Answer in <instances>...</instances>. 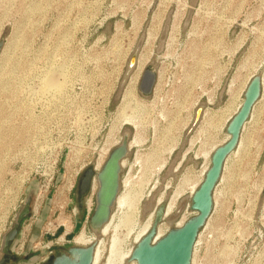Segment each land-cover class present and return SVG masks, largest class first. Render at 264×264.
<instances>
[{
    "label": "rangeland",
    "instance_id": "rangeland-1",
    "mask_svg": "<svg viewBox=\"0 0 264 264\" xmlns=\"http://www.w3.org/2000/svg\"><path fill=\"white\" fill-rule=\"evenodd\" d=\"M1 41L0 258L4 229L29 205L9 264H51L64 249L82 247L75 243L82 233L101 249L99 264H131L123 256L152 228L159 206L165 213L157 230L168 233L193 217L191 187L210 162L202 151L226 142L260 76L261 97L225 162L195 264H264V0H0ZM148 68L156 82L145 97L139 86ZM47 80L62 89L49 92ZM124 109L141 120L140 144L125 158L123 203L113 207L107 232H93L95 194L79 208L83 172L67 171L83 159L96 164L125 132L134 139ZM51 152L63 155L58 182L35 173ZM126 216L127 227L120 225ZM57 228L70 237L60 238ZM35 230L32 250H18ZM115 235L123 256L113 254Z\"/></svg>",
    "mask_w": 264,
    "mask_h": 264
},
{
    "label": "water",
    "instance_id": "water-1",
    "mask_svg": "<svg viewBox=\"0 0 264 264\" xmlns=\"http://www.w3.org/2000/svg\"><path fill=\"white\" fill-rule=\"evenodd\" d=\"M0 42V52L3 48ZM133 57L130 68L135 64ZM156 73L148 68L141 80L139 90L145 97L153 92ZM262 94V79L254 76L245 92L244 102L239 112L227 127L229 140L215 150L211 157V164L205 177L192 195L189 208L196 213L183 226L171 229L165 236L155 240L159 223L163 220L165 205L159 206L154 224L147 235L136 245L132 260L137 264H191L193 251L200 232L205 227L214 207V191L221 179L225 162L238 146L241 132L248 121L251 112ZM202 110L200 108L198 113ZM197 120L195 121V124ZM129 134L125 132L123 140L109 155L99 172L91 166L82 174L77 185V203L82 208L86 198L93 191L95 182L98 183L95 194V208L89 225L93 232H99L112 213L117 196L121 188L122 161L129 155ZM30 213L26 205L18 216L16 224L5 235L0 264H9L12 260L11 248L19 235L20 224ZM95 246H72L57 254L51 264H93Z\"/></svg>",
    "mask_w": 264,
    "mask_h": 264
},
{
    "label": "bare ground",
    "instance_id": "bare-ground-1",
    "mask_svg": "<svg viewBox=\"0 0 264 264\" xmlns=\"http://www.w3.org/2000/svg\"><path fill=\"white\" fill-rule=\"evenodd\" d=\"M46 83V86H44V87H46V88H48L49 89V92H50V90H53V89H62V84L60 85V86H58L57 84L55 85L54 84V82H51V81H48L47 80V82H45ZM63 87H64V85H63ZM43 88V87H42ZM56 90V91H57ZM46 91V90H45ZM47 93V92H46ZM55 99V98H54ZM244 102V101H243ZM242 105H243V103L240 105V107H239V109L237 110V113L239 112V110H240V108L242 107ZM141 107V106H140ZM131 108V107H130ZM129 108V110H131ZM144 108V107H143ZM143 108H141V110L143 109ZM18 110V109H17ZM125 110V109H124ZM138 110V109H137ZM140 110V109H139ZM138 110V111H139ZM140 110V111H141ZM143 111V110H142ZM142 111L140 112L141 114H142ZM145 111V110H144ZM124 113H123V122L125 123V124H127V125H134V127H135V129H136V131H137V134L135 135V137H134V139L133 140H131L130 142H129V150L130 149H132V148H134V147H137L139 144H140V138H139V129H140V126H142L141 125V120H140V118L138 119V117L136 116L137 114H136V110H133V111H131L132 113L131 114H127L126 113V110L125 111H123ZM143 123V122H142ZM144 125V124H143ZM229 135H227V139H226V142L229 140ZM193 142V141H192ZM225 142V143H226ZM117 142H113V143H111V142H109V145H107V147L105 148V149H103V151H102V154L100 155V158L98 159V161L96 162V164H95V166H94V168L96 169V172H99L101 169H102V167L104 166V164H105V162L107 161V159H108V156H109V153H110V151H111V147H112V144H116ZM224 143V144H225ZM223 144V145H224ZM220 146H222V145H220ZM219 146V147H220ZM219 147H217V148H219ZM216 148V149H217ZM215 149V150H216ZM215 152V151H214ZM214 152H207V150L206 149H203V151H202V154L208 159H210V162H208V165H207V167L204 169V171L202 172V177L200 178V180L193 186V187H191L192 189V192H191V194L193 195L196 191H197V189H198V187L200 186V184L202 183V181H203V179H204V177H205V174H206V172L208 171V169H209V167H210V164H211V157H212V155H213V153ZM203 156V157H204ZM205 158V159H206ZM124 164H125V159L122 161V167L124 166ZM221 180V179H220ZM220 182V181H219ZM98 185V183L97 182H95V185H94V187H93V191H92V193L93 194H96V191H97V186ZM64 190V189H63ZM192 197V196H191ZM87 203H88V205L89 206H91L92 205V201L90 200V197H89V199H87ZM123 203V200L120 198V197H118L117 196V199H116V202H115V205H118V206H120L121 204ZM215 203H217V196H216V194H215V192H214V206H215ZM114 205V206H115ZM214 208V207H213ZM213 212V211H212ZM88 214V213H87ZM196 213H194L193 212V215L192 216H194ZM192 218V217H191ZM111 220V216H110V218H109V220H108V222L105 224V225H103V227L100 229V233H105V232H107V230H108V228H109V221ZM188 220V218H186V217H184L177 225H176V227H181V226H183L184 225V223L186 222ZM170 222H171V220H170ZM111 223V222H110ZM130 224V222H129V218H128V216H126L125 218H124V220L122 221V223L120 224V225H124V226H126L127 227V225H129ZM207 224V223H206ZM130 226V225H129ZM150 230L148 229V227L146 226V227H144L138 234H137V236L135 237V244L137 245L141 240H142V238H144L146 235H147V233L149 232ZM167 231V230H166ZM169 232V231H168ZM166 233L167 232H165L161 227L157 230V233H156V236H155V240H158V239H160V238H162L163 236H165L166 235ZM86 234L85 233H82L81 235H79V236H77L76 238H75V243L77 244V245H79V246H82V247H87L88 246V244H90V242H91V238L89 237H86L85 236ZM201 241V232H200V234H199V237H198V239H197V242H196V244H195V247H194V251H193V257H192V262H191V264H195V254H196V250H197V247H198V245H199V242ZM136 247V246H135ZM135 247H133L131 250H129L127 253H125L124 254V256H123V254H122V252L120 253V242L119 241H117V239H116V235L113 237V240H112V251H113V254H117V255H119V253H120V255L121 256H123V259L124 258H129V260L131 261L130 263L131 264H137V262H135V261H133L131 258H132V254H133V251H134V248ZM119 255V256H120ZM101 256H102V252H101V249L99 248V247H96L95 246V254H94V261H93V264H99V261H100V259H101ZM111 260V258L109 259V261ZM108 261V262H109Z\"/></svg>",
    "mask_w": 264,
    "mask_h": 264
},
{
    "label": "built area",
    "instance_id": "built-area-1",
    "mask_svg": "<svg viewBox=\"0 0 264 264\" xmlns=\"http://www.w3.org/2000/svg\"><path fill=\"white\" fill-rule=\"evenodd\" d=\"M100 155H101V153L99 154V157H100ZM71 156H75V155L71 154ZM68 157H69V155H66L65 158H68ZM99 157H98V159H99ZM62 159H63V155L62 154H61V156L57 157V156H54V154L52 152L51 153H47V154L45 153L44 154V158L42 159L44 161V165L40 166L38 170L36 169L35 173L39 174V172H41L42 174L49 175V176H51L50 177V182L56 181L55 177H56V175L60 174V171H61L60 170V166H61V160ZM94 164L95 163H92L90 161L87 162L85 159H83L82 161L79 160L74 165V167L73 166L69 167V170L67 171V173L68 172L74 173V174H76L78 176L82 172H84L88 167L92 166L94 168ZM68 166H67V169H68ZM10 224L13 225V223H10ZM10 230H11V228L6 232V230L4 229V231H5L4 235H6ZM47 235H49V234L46 232V236ZM52 236H54V234H52ZM23 238H24V236H23ZM23 245L24 244H22V247L21 248L19 247L18 250L21 251L24 248ZM2 248H3V246H2Z\"/></svg>",
    "mask_w": 264,
    "mask_h": 264
},
{
    "label": "crops",
    "instance_id": "crops-1",
    "mask_svg": "<svg viewBox=\"0 0 264 264\" xmlns=\"http://www.w3.org/2000/svg\"><path fill=\"white\" fill-rule=\"evenodd\" d=\"M57 182L59 181V179L58 180H56ZM41 213H43V211H40ZM37 213V210H36V212L33 214V217H34V221H33V223L35 224V223H37V221H39V219L38 218H40L39 217V214H36ZM37 230H35L34 232H33V234L31 235L30 233H29V242L27 241V238L25 239V236L26 237H28V235H24V238L23 239H25L24 240V242L22 243V244H24L23 246L24 247H27V250L28 251H30V250H32V240H34L35 239V237L38 235V231L36 232ZM57 231V232H56ZM57 233L59 236H60V238H63L64 240H66L68 237H70L69 235L71 234V232H69V231H67V229L66 228H57L55 231H54V233ZM20 233H21V231H19V235H18V237L20 236ZM51 236H49V235H45V237H47V239H49L48 237H52V234H50ZM41 236V238L42 237H44V234L42 235H40ZM16 243V242H15ZM22 247V245H20V248ZM26 255H28V254H26ZM28 257H29V255H28Z\"/></svg>",
    "mask_w": 264,
    "mask_h": 264
}]
</instances>
